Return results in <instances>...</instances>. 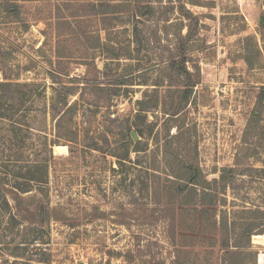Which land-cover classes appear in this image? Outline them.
Here are the masks:
<instances>
[{
	"label": "rangeland",
	"instance_id": "obj_1",
	"mask_svg": "<svg viewBox=\"0 0 264 264\" xmlns=\"http://www.w3.org/2000/svg\"><path fill=\"white\" fill-rule=\"evenodd\" d=\"M188 27L199 74L171 118L164 103L181 104L188 79L163 60ZM4 77L35 83L37 100L17 145L0 121L2 188L28 184L10 204L41 200L50 219L9 228L1 211L0 264H264V0H0ZM53 80L76 102L61 127L46 108L64 91ZM144 94L159 107L139 113ZM35 163L42 181L23 179ZM188 164L208 196L179 179Z\"/></svg>",
	"mask_w": 264,
	"mask_h": 264
},
{
	"label": "trees",
	"instance_id": "obj_2",
	"mask_svg": "<svg viewBox=\"0 0 264 264\" xmlns=\"http://www.w3.org/2000/svg\"><path fill=\"white\" fill-rule=\"evenodd\" d=\"M100 10H97L95 12V14H106L107 11H104L102 6L100 7ZM190 13V12H188ZM191 35V29H189V27L187 28V32L185 35H183L181 32L178 35L180 37V43H179V49H178V54L174 55V56H170L168 59L163 60L165 64H168V67L171 68L172 70L177 71V73H179L180 76H184L186 77L187 82L183 85V87H181L180 89V95L178 96L179 101L181 102V104H176L175 100H173L171 98V101L166 104L164 103V107L166 108L167 111H163L165 114L168 115V117L173 118V116H179L183 110L186 108L189 96H190V92H191V87L192 85L197 82V78H192V74H199V71L196 70V72H191L187 69V59H186V41L188 40V38ZM186 46V47H185ZM139 66V65H138ZM129 70L130 72L127 73V77L131 78L133 77V65L129 66ZM143 74H146V70L143 71ZM124 80H120L118 81L116 84H123ZM53 82L57 83L58 85H62L61 82L58 80H53ZM141 84L143 85H147V83L144 81ZM151 85H155L156 87H159L161 84L160 82L158 83H154ZM36 84L35 83H28V82H16V81H10L9 78L4 77L1 81H0V121H3V124L5 125L4 130L6 131V135L4 136V143L5 144H10V145H17V142H15L13 140V136L17 137L18 135H20V131L22 130V126H25L28 121L24 120V114H23V110L22 107H25L26 104L30 105V107H32L35 103V101L37 100L36 98V91L34 88H36ZM169 87H172L173 85H168ZM64 88V91H60L57 88L54 89V96L51 100V103L47 106L46 104V108L48 110H50L51 113L57 115L56 117V124L58 127H61V125L65 122L64 120V115H71L73 114V112L75 111V107H76V102L73 101L71 103H69V99L68 97L70 96L71 92V88L70 86H66V85H62L60 87V89ZM157 89V88H154ZM171 90V89H170ZM154 94H157L156 90H153ZM144 97L137 100V104L139 105L138 111L139 113L142 112H146L151 110V108H157L159 107V103H160V99L158 98L157 95H152L149 96L147 94L143 95ZM263 101H264V93H260L257 97V103L259 105V107L263 108ZM27 102V103H26ZM26 103V104H25ZM25 104V106H24ZM61 106V111L58 108V106ZM161 108V107H160ZM162 109V108H161ZM22 110V111H21ZM63 111V112H62ZM62 112V113H60ZM134 131L136 132V134L138 136H140L141 134L144 133L143 128H139L137 126L136 129H134ZM132 138V135H130ZM22 143V142H21ZM18 151V148H17ZM19 152H17L18 155ZM13 156H15V150L13 152ZM38 165H36V163L32 166L29 167V171L27 173L30 174H23L22 178L27 180V181H37L40 182L42 181L41 178H38L35 176L34 172L35 171H31L30 168H37ZM188 168L192 170V174L189 175V177L187 178H179L182 179V181H184L189 185H193L191 187L194 186H198L200 185L202 190V196L206 197L208 196L206 189L207 186L209 185V183L205 180L204 182H197V178H196V174L198 173L195 166L192 164H188ZM18 176V175H17ZM5 180L6 177L0 174V212L3 211L5 213L8 214L6 223L9 226V228H14L16 227V225L19 224L20 221H27L29 220L31 224H33L35 221H43V220H48L50 219L48 216V209L50 210L49 206L44 205L41 203V200H37L34 204L33 202H29L23 205L22 207L18 204V206L15 205H11L10 201L12 200L13 202H15V199L19 198V195H22L26 192L31 191V189H29L28 184H27V188H24V184L19 183V182H15L14 184L11 185V189H4L2 187H4L5 185ZM26 185V184H25ZM20 187V188H19ZM186 187V186H184ZM179 189L180 192L184 191L183 189L177 188ZM29 195V194H27ZM19 196V197H18ZM28 198H33L35 197V195H31V196H27ZM201 203L204 205L207 203V201L205 199L201 200ZM214 205L212 202L207 203L206 205ZM192 211H196L195 209H193ZM213 212V211H209V210H200V211H196V212H200V217H203V213L205 212ZM43 213L42 217L41 213ZM180 212L182 214V218H181V222H185L186 217L185 215L187 214V211L180 209ZM207 212V213H208ZM196 214V213H195ZM203 221V220H201ZM33 222V223H32ZM198 223H202L200 222V220L198 221ZM30 224V225H31ZM198 228H200V230L203 231V226L201 224L198 225ZM245 232L248 234L251 233L250 228L246 229ZM28 242L25 244L24 247L28 246ZM16 247H19V244H15ZM35 249H37L35 247ZM15 257H19L21 254L24 255L23 253H19V252H14L13 253ZM44 263L48 264L49 262L44 261Z\"/></svg>",
	"mask_w": 264,
	"mask_h": 264
},
{
	"label": "water",
	"instance_id": "obj_3",
	"mask_svg": "<svg viewBox=\"0 0 264 264\" xmlns=\"http://www.w3.org/2000/svg\"><path fill=\"white\" fill-rule=\"evenodd\" d=\"M131 135H132L133 140H137V139H138V135L136 134L135 131H133V132L131 133Z\"/></svg>",
	"mask_w": 264,
	"mask_h": 264
},
{
	"label": "bare ground",
	"instance_id": "obj_4",
	"mask_svg": "<svg viewBox=\"0 0 264 264\" xmlns=\"http://www.w3.org/2000/svg\"><path fill=\"white\" fill-rule=\"evenodd\" d=\"M55 148H59L60 150L64 148V146H55ZM260 236V235H259Z\"/></svg>",
	"mask_w": 264,
	"mask_h": 264
}]
</instances>
